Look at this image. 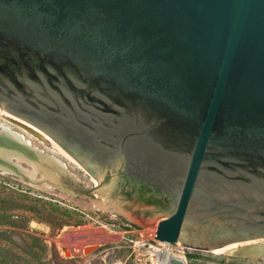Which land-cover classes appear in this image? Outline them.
<instances>
[{"label": "water", "instance_id": "95a60500", "mask_svg": "<svg viewBox=\"0 0 264 264\" xmlns=\"http://www.w3.org/2000/svg\"><path fill=\"white\" fill-rule=\"evenodd\" d=\"M0 106L167 193L159 241L264 237V0H0Z\"/></svg>", "mask_w": 264, "mask_h": 264}, {"label": "rangeland", "instance_id": "374dc122", "mask_svg": "<svg viewBox=\"0 0 264 264\" xmlns=\"http://www.w3.org/2000/svg\"><path fill=\"white\" fill-rule=\"evenodd\" d=\"M0 122L60 159L66 169L57 172L44 165L31 177V165L20 160L26 172L0 171V264H157L160 260L151 250L164 248L184 264H264V256L253 260L181 246L178 239L174 244L157 240L153 235L159 220L170 212L169 201L103 169L97 178L37 125L48 137L3 114ZM105 203L138 205L150 219L131 221Z\"/></svg>", "mask_w": 264, "mask_h": 264}, {"label": "bare ground", "instance_id": "6f19581e", "mask_svg": "<svg viewBox=\"0 0 264 264\" xmlns=\"http://www.w3.org/2000/svg\"><path fill=\"white\" fill-rule=\"evenodd\" d=\"M0 112L11 121L15 123H19L32 131L38 132L42 134V136L45 135L48 137V135H46V133L40 130L36 125H34V123L33 124L30 123L29 121H27V119L18 116L17 114L7 110L6 108L0 107ZM1 113L0 115H2ZM66 154L68 155V153ZM68 156L72 158L70 154ZM20 160L31 165L32 170L27 171V173L31 177H33L36 170L38 169L43 170L44 165H48L54 169H57V172L58 170L66 171L65 164L62 161H60V159L45 152L40 147L34 145L23 134L13 130L12 128L0 122V169L3 171H12L15 173H19L22 170L26 172V170L20 165L19 162ZM79 162H81V164H83V166L97 178H99L102 175V170L99 169L97 166H94L92 164L86 163L81 160H79ZM55 178L57 179V177ZM104 206H106L108 209L115 210L119 212L121 215L125 216L127 219L140 224L143 223V220L148 219L149 218L148 216L150 215V213L146 209H143L138 205L131 204L130 206L128 205L124 206V205H115L112 203H108V204L105 203ZM91 236L93 235L91 234ZM261 239L263 240L264 238L237 237L234 234H224V235L214 236L213 249L234 256L257 260L264 256V241H260ZM151 251L153 254H155V256L159 260H168L169 257H171V253L167 248L159 249V250L152 249Z\"/></svg>", "mask_w": 264, "mask_h": 264}, {"label": "flooded vegetation", "instance_id": "af4514ba", "mask_svg": "<svg viewBox=\"0 0 264 264\" xmlns=\"http://www.w3.org/2000/svg\"><path fill=\"white\" fill-rule=\"evenodd\" d=\"M121 175H122V178L125 180V182H129V183H132V184H136V185H138L140 187L146 188L156 198H161L162 197V198L168 199L169 202L171 203V197L167 193L157 191L153 187L148 185L147 183L137 180L135 177L127 176L124 173H121Z\"/></svg>", "mask_w": 264, "mask_h": 264}, {"label": "built area", "instance_id": "2783aa9c", "mask_svg": "<svg viewBox=\"0 0 264 264\" xmlns=\"http://www.w3.org/2000/svg\"><path fill=\"white\" fill-rule=\"evenodd\" d=\"M158 263V262H157Z\"/></svg>", "mask_w": 264, "mask_h": 264}]
</instances>
